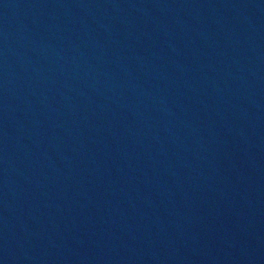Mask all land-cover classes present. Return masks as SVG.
<instances>
[{
  "label": "water",
  "instance_id": "obj_1",
  "mask_svg": "<svg viewBox=\"0 0 264 264\" xmlns=\"http://www.w3.org/2000/svg\"><path fill=\"white\" fill-rule=\"evenodd\" d=\"M0 264H264V0H0Z\"/></svg>",
  "mask_w": 264,
  "mask_h": 264
}]
</instances>
